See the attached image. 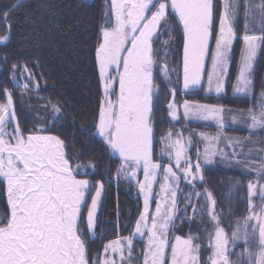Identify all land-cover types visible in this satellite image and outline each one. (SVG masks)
<instances>
[{"label":"snow or ice","instance_id":"1","mask_svg":"<svg viewBox=\"0 0 264 264\" xmlns=\"http://www.w3.org/2000/svg\"><path fill=\"white\" fill-rule=\"evenodd\" d=\"M254 8L259 10L260 19L264 22V0L260 4H253L252 0H221L219 6L214 4V0H111L115 23L102 29L103 42L96 49L104 98L99 108V123L94 125L96 131L92 135L102 138L108 148L118 154L121 163L117 175L128 177L130 173V178L135 179L137 171L143 172L144 182H137L141 192L145 193L144 211L135 228V232L141 236L145 235V230L148 234L143 264H169L165 259L166 249H170V264H199L200 259V244L194 243L198 237L184 239L176 236L175 243H170L168 238L176 205V190L169 181L178 184L181 177L171 165L164 167L153 161V37L158 34L162 21L168 24L172 22V13L178 16L184 36V88L199 85L202 77L207 75L209 87L215 80L216 91L220 92L222 81L230 71L229 51L236 36L232 20L241 9L247 20ZM214 16L219 18L217 35L213 32ZM212 39L215 41L214 49L209 46ZM243 42L245 47L241 52L237 76L238 92L245 91L251 82L249 74L252 62L257 48L264 43V23L260 35L248 34L246 23ZM208 59L211 61L210 70L206 67ZM162 71L167 77V65ZM33 79L29 76V81ZM28 87V84L24 85L25 89ZM5 95L6 103H0V177L6 181L10 216L0 220V264H101L99 260H89L85 240L81 239L85 233L80 229L79 220L81 205L91 195L93 185L87 179L76 178L74 172H78V168L70 166L64 141L57 136H25L18 123L11 133L6 131V127L16 121V113L12 94L5 91ZM49 104L54 117H57L53 123L58 122L61 109L51 101ZM258 107V113L253 110L248 113L252 129H264V94ZM169 108H173V105L170 104ZM201 111L211 113L219 110L195 106L193 114L199 115ZM189 112L190 106L185 102V117ZM171 114L175 117L174 109ZM168 147L175 153V166L180 168L184 146L178 139ZM166 154L172 156V152ZM185 163L188 167L181 169L183 178L196 179L192 172L193 165L186 158ZM194 167L199 173V163ZM161 170L163 202H158L155 212L150 213L149 193ZM257 174L259 179H264V163ZM103 187L102 183L95 187V195L91 197L87 216L89 229L93 228L95 209ZM256 187V184L249 183L250 198ZM168 193L171 194V206H168ZM196 195L199 196V193ZM207 199L215 205L210 192ZM260 199L259 211L250 200V214L244 220L245 251L239 254L236 261L230 262L224 229L217 227L214 243L209 235V247L213 249L210 264H264V186ZM209 214L213 220H217L214 212L210 211ZM240 232L238 225L233 232V240L241 238L238 235ZM94 235L93 232L92 238ZM126 239L131 253V239ZM109 249L122 252L120 241L106 245L105 251ZM244 256H247L246 261ZM103 264H115V261L106 259Z\"/></svg>","mask_w":264,"mask_h":264},{"label":"trees","instance_id":"2","mask_svg":"<svg viewBox=\"0 0 264 264\" xmlns=\"http://www.w3.org/2000/svg\"><path fill=\"white\" fill-rule=\"evenodd\" d=\"M214 4L219 6L221 0H214ZM168 12L171 13V9ZM170 19L171 23L162 25L164 33L153 42V160L162 165L169 163L162 155V138L180 124L189 127L191 131L210 133V136L221 129L225 130L224 136H217L216 147L224 145L226 134L253 135L249 129L237 126L220 127L211 122L187 121L183 117L173 121L169 103L174 91L178 103L183 100L203 102L246 112H258L264 94V43L260 44L257 54L253 94L242 96L232 93L243 46V9L236 23L237 37L229 81L225 92L218 96L205 93L203 86L190 90L182 88L183 30L178 16L172 13ZM113 21L110 0H0V39L10 34L7 42L0 43V103L6 102L5 91L12 94L17 122L24 134L40 131L32 115L35 107L40 111L41 103L48 105L51 101L57 104L61 109L58 122L53 123L57 118L38 120L42 124L46 123L43 133L55 135L64 141L66 156L70 157L69 163L75 169L78 168L76 175L93 184L91 193L98 183L104 185L94 238L88 236L85 228L87 204L82 211L80 227L85 230L83 240L90 261L100 259L107 242L132 236L143 210L137 181L117 175L121 163L119 157L111 153L102 138L92 135L96 131L94 125L98 124L99 108L103 100L96 49L102 41L103 27L113 25ZM218 30L219 18L214 16V35L218 34ZM165 40L167 43L162 46ZM214 43L213 39L212 45ZM165 65L168 68L167 77L162 71ZM13 73L20 83H14ZM29 76L34 79L29 81ZM25 84H28V89L24 88ZM255 135L262 137L264 133L259 131ZM207 140L197 134L194 143L203 150L207 142L214 144L213 139ZM209 149L205 147L204 150L211 153ZM197 150L192 148V153L197 155ZM219 150L217 152H221ZM227 158H230V154ZM249 183L257 185L251 198ZM181 184L190 192L196 193L205 188L211 193L215 200L214 214L219 222L217 227L224 229L229 240L238 221L250 214V200L255 207L259 205L264 179L245 170L214 165L203 168V179L196 185ZM199 200L196 199L198 205ZM192 208L193 203L187 204L185 199L180 200L171 235L198 237L196 243L201 245L199 250L202 264H209L207 255L211 247L207 244L206 232L215 224L211 218L209 222L200 221L195 216L197 210L193 212L194 217H191ZM8 216L10 206L7 202L6 183L0 178V220H6ZM132 242V264H142L145 241L133 238ZM240 249H244V246L235 247L233 253L229 254L230 262L238 259L237 252Z\"/></svg>","mask_w":264,"mask_h":264},{"label":"rangeland","instance_id":"3","mask_svg":"<svg viewBox=\"0 0 264 264\" xmlns=\"http://www.w3.org/2000/svg\"><path fill=\"white\" fill-rule=\"evenodd\" d=\"M252 3L253 4H260L261 0H252ZM238 17H239V14L236 16L235 19L232 20V27H233L234 32L236 33V36L233 39V42L230 46V51H229V68L230 69H231V64H232V59H233L234 43H235V40L237 37L236 23L238 21ZM114 23H115V18L113 21V25H114ZM246 23H247V27H248V34H250V35H260L261 34V28H262L263 22L260 19V14H259L258 9L254 8L252 10V15L250 17H248L247 20L245 19V15H244V22H243V33L244 34H245ZM163 24H164V22L162 21L161 25L158 26V34L153 37V41L157 40V38L160 35H162V32H163L162 25ZM105 27L106 26H104L103 28H105ZM218 32H219V30H218ZM242 39H243V35H242ZM3 40L4 39L1 38V41H3ZM102 42H103V36H102L101 43ZM165 42H166V40H165ZM165 42L163 43L164 45H162V46H165ZM166 46H167V44H166ZM244 47H245V45L243 42L242 50ZM214 48H215V43H214L212 49H214ZM259 48H260V46L257 48V54L259 52ZM242 50H241V52H242ZM257 54H256L255 58L253 59L252 68H251V71L249 74V79L251 82L248 85L247 89L243 92H238L236 90L237 89V76H238V68H237V75L235 77L234 85H233V89H232L233 94L242 95V96H251L253 94V89H254L253 88V86H254L253 85V74H254ZM240 57H241V54H240ZM239 63H240V60H239ZM98 67H99V65H98ZM238 67H239V65H238ZM207 68L209 70L211 68L210 59H209ZM12 78H13L14 83H20V82H18L17 77H16V75H14V73H13ZM228 81H229V73L222 81V83H223L222 90L220 92H217L216 91V81L213 80L211 87H209V83H208V79H207V75H206V80L203 79V81L200 85H197L194 87L192 86V89L199 88V87H201L202 84H204L205 93L218 96V95L225 92ZM102 88H103V82H102ZM116 89L118 91V85H116ZM112 98H114V96ZM186 101L187 100H183L182 102H186ZM170 104L173 105V108H170L171 113H172L173 109L175 110V117H173V115L171 114L170 115L171 119L173 121H178L179 117H180V114H179L180 109H179V103L177 102V99H176L175 91L172 94V98L170 100L169 105ZM188 105L190 106V110L192 112H194L195 106H206L209 109H218L219 111H215V112H211V113L201 111V113L199 115L194 114L193 116H196L198 118L212 119L211 123L217 124L220 126H224V127L237 126L240 128H247L250 131H252L251 133H253V135L249 134L247 136L238 135V134H236V135L235 134H233V135L232 134H230V135L226 134L224 145H220L219 147H216L215 142L217 140V136H221V135L224 136L225 135V132H224L225 130L221 129V130L217 131L214 135L207 136V137H209V138H206V139H208L207 141L213 139L214 144L211 142H207L206 145L202 148L203 150L200 149V146H196V144L194 143V139L196 138L197 134L200 138H203V135H200V132L198 130L191 131L190 128L189 127L186 128L185 125L180 124V125L176 126L166 136H164L162 138V153H163L162 155H164V157L169 162L168 164H165L163 166L167 167V166L171 165L173 167V171L176 172L179 177H181L178 184H176L172 181H169V183L172 184V186L176 190V196H175L176 205H175V209H174V217L178 212V205H179L181 199H185L187 201V204L193 203V208L190 211V213H192L190 215L191 217H194L193 209L195 208V211L197 210V213H198L195 216H197L200 221L209 222V219L211 218V221L215 224L214 227L210 228L206 232V241H207V244L209 245V235L211 234L212 242L214 243L215 231H216V228L218 225H217V221L213 220L212 216L209 214L210 211L214 212V206L212 205L211 201L207 199L208 190H206L205 188L201 189L199 192H196V193H199V196H197L195 191L190 192V189H185L184 184H181V183L184 182V183H190L192 185H196L198 183V181H202L201 177L203 178V168L206 166H214V165L232 168V169L245 170V171L257 174V170H259L261 164L264 163V135H262V137H260V136L256 137L255 133L257 134V132L259 133V131H262L264 133V129H260V128L252 129L250 127L252 121H251V118L248 114L249 112H246V111H239V110H235L232 108L230 109V108H226V107L220 108V105L215 106L216 104H207V103H203V102H193V103H188ZM207 105H210V106H207ZM211 105H214V106H211ZM13 108H14V104H13ZM212 114H213V116H212ZM32 115L36 119L35 125H36L37 130L45 129L44 126H46V123L42 124L41 121L39 122L38 120H45L46 118L51 120L53 118H57V117H54V115L52 113L51 104L47 105V103H41L40 111L37 109V107H35L32 110ZM16 123H18L17 118H16V121L11 122L6 127V131L11 133L13 130V127L15 126ZM31 134L52 135V134H48V133H43L41 131H37V132L31 133ZM169 134H171V135L169 136ZM206 134H210V133H206ZM24 135L27 136L29 134H24ZM53 136H55V135H53ZM178 139L181 141V144L184 146V149H185L184 157L180 161V168H177L175 166V153L172 149H170L168 147V145L172 144L174 141H176ZM189 141H191V142L189 143ZM208 145H210V146H208ZM205 147H206V149H208L210 147L209 151L211 153L207 152V155H206V152L204 150ZM224 147L227 149V151L226 150L224 151ZM192 148L198 149L197 155H194V153H192ZM218 149H220L219 151H221L223 153L217 152ZM64 151L66 154L65 147H64ZM168 152H172L171 157L166 154ZM219 153H221V154H219ZM229 154H230V158H227V156ZM66 158H67V156H66ZM185 158L191 163V165H193L192 172H193V174L196 175V179H194V180L191 179V177H189L188 179L183 178L184 174H183V171L181 169L188 167V165L185 163ZM220 158H223V160ZM197 163H199V165H200L199 173H196V169L194 167ZM70 166L73 169H75L71 164H70ZM74 175H76V172H74ZM122 176H124V175H122ZM130 177H131V174L129 173L128 178H130ZM0 178L3 179V177H0ZM76 178L77 179H86L83 177H78L77 175H76ZM133 180L139 181V183H143L144 182L143 172L137 171L136 178ZM189 180L191 182H189ZM5 183H6V181H5ZM100 183H98L97 186H95V187H98ZM139 183H138V185H139ZM162 183H164V180H163V172L161 170L157 175V182L153 183L151 192L149 193V211H150V213L155 212V208H156V205L158 202H161V203L163 202L162 197L164 194L161 193V188H160V185ZM103 190H104V187L101 191L100 198L97 202V207L95 209V214H94V225H93L92 229H89L87 226V216H88V211L91 208V197L95 195V189L91 193V195H89L87 197L86 201L84 203H82V205H81V213H80L79 220L81 222L82 211L86 207V204H87L86 227L85 228H86L88 236L91 238L93 236V232L96 235V230H97V225H98V213H99V210L101 208V203H102V199H103ZM139 190H140V187H139ZM140 193H141V196L143 199V210H142V213H143L145 193L141 192V190H140ZM6 194H7V186H6ZM167 195H168V206H171V194L168 193ZM197 198L200 199L199 205H198V203H196ZM260 207H261V201H260L259 205L257 207H255L256 211H259ZM174 217H173V220H174ZM245 218L240 219L238 221V223L235 226V230H234V232H235L238 225L240 226L241 232L238 233V235L241 237L240 239L233 240V233H232L229 236V240H228L227 235L225 234V238L228 241V243L226 245V247L228 248V257H229V254L232 251H234L235 247H237V246H244V249L238 250L239 251V252H237L238 255L245 251V243L243 240V224H244ZM138 220H139V218H138ZM254 222L255 221H252L251 223H254ZM148 223L150 226L151 220H149ZM172 224H173V222H172ZM172 224L169 226V229H168V238H169L170 243H175V237L176 236L171 235ZM135 228H136V224H135ZM80 229H81V227H80ZM81 231H83L85 233L84 229H81ZM179 237H181V236H179ZM192 237H195V236H192ZM126 238L131 239V253H129V246H128ZM133 238L143 239L145 241V251H146V249L148 247L147 230H145V235L141 236L140 234H137L135 232V229H134L132 236L122 237V238L120 237L119 239L112 240L110 242H107L104 245L102 255L99 259L101 264H103L104 260H106V259L110 260V261H115V264H132V257H133V253H132L133 242L132 241H133ZM181 238L186 239L185 237H181ZM81 239H83V236L81 237ZM117 240L120 241V244L122 246V252H113V251H111V249H109L108 251H105L106 245L110 244L113 241H117ZM194 243H196V239L194 240ZM249 243L252 244V241L250 240ZM85 246H86V244H85ZM253 248H254V244H253ZM210 249H211L210 254L207 255L208 261H209V257L213 253V249L212 248H210ZM166 252H167V255H166L165 259L167 261H169V264H170V249H166ZM198 255L200 258L199 264H202V257L200 255V250L198 252ZM122 256H123V258H122ZM243 259L246 261L247 256H244ZM143 260H144V255H143V259H142V264H143ZM209 264H210V262H209Z\"/></svg>","mask_w":264,"mask_h":264},{"label":"crops","instance_id":"4","mask_svg":"<svg viewBox=\"0 0 264 264\" xmlns=\"http://www.w3.org/2000/svg\"><path fill=\"white\" fill-rule=\"evenodd\" d=\"M169 2H170V0H169ZM212 43H213V39L212 40H210V48H212L213 47V45H212ZM208 62H209V59L208 60H206V67H207V65H208ZM203 79H205L206 80V75L205 76H203L202 77V80H201V83H202V81H203ZM200 83V84H201ZM199 84V85H200ZM206 85V84H205ZM197 86V85H196ZM204 87V84H202L201 85V87ZM194 87V86H193ZM182 88L184 89V90H190V89H192V86H190L188 89H185L184 88V80H183V66H182ZM204 89H205V87H204ZM113 99H115V97L113 98ZM187 103H193V102H191V101H186ZM184 104H185V102H181V103H179V109H180V117H179V119L181 118V117H183L185 120H187V121H202V122H211V120L212 119H206V118H198V117H196V116H193L194 114H193V112L190 110V112H189V115L187 116V117H185V115H184ZM207 106H210V105H207ZM211 106H214V105H211ZM215 106H217V105H215ZM220 108H221V106H220ZM169 113H170V115H171V111H170V108H169ZM212 116H213V114H212ZM171 117V116H170ZM213 118V117H212ZM98 123H99V121H98ZM218 126H220V125H218ZM220 127H224V126H220ZM201 135H203V138H207V136H210L209 134H206V133H200ZM111 150V149H110ZM111 153L112 154H114L113 152H112V150H111ZM114 155H117L118 156V154H114ZM154 161V160H153Z\"/></svg>","mask_w":264,"mask_h":264},{"label":"water","instance_id":"5","mask_svg":"<svg viewBox=\"0 0 264 264\" xmlns=\"http://www.w3.org/2000/svg\"><path fill=\"white\" fill-rule=\"evenodd\" d=\"M17 4H18V2H17L15 5H17ZM7 37H8V38H7L6 40L4 39L3 41H0V42H1L2 44L5 43V42H7L8 39H9V37H10V34H9V33H8Z\"/></svg>","mask_w":264,"mask_h":264}]
</instances>
